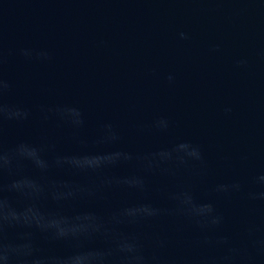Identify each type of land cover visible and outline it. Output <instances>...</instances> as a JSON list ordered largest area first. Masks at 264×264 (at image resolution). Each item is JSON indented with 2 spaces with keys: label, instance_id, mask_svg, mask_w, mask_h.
<instances>
[{
  "label": "water",
  "instance_id": "obj_1",
  "mask_svg": "<svg viewBox=\"0 0 264 264\" xmlns=\"http://www.w3.org/2000/svg\"><path fill=\"white\" fill-rule=\"evenodd\" d=\"M0 264H264V0H0Z\"/></svg>",
  "mask_w": 264,
  "mask_h": 264
}]
</instances>
